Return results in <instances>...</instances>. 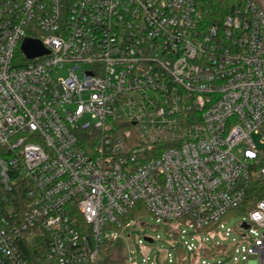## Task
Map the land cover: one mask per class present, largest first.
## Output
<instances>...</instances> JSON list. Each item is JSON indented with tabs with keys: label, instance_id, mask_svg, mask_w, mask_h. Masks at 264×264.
<instances>
[{
	"label": "built area",
	"instance_id": "1",
	"mask_svg": "<svg viewBox=\"0 0 264 264\" xmlns=\"http://www.w3.org/2000/svg\"><path fill=\"white\" fill-rule=\"evenodd\" d=\"M204 14L200 0H0V264H100L118 241L137 264L139 218L124 219L138 204L176 242L167 264H264V202L227 229L239 241L208 237L264 176V6ZM28 38L49 54L28 59Z\"/></svg>",
	"mask_w": 264,
	"mask_h": 264
},
{
	"label": "rangeland",
	"instance_id": "2",
	"mask_svg": "<svg viewBox=\"0 0 264 264\" xmlns=\"http://www.w3.org/2000/svg\"><path fill=\"white\" fill-rule=\"evenodd\" d=\"M260 2L264 3V0H259ZM73 66H71L72 68ZM67 67L64 71H62L58 76L59 77H66L68 76V69ZM88 69V65L86 64H81L80 67L77 69V74L78 76L83 79L84 74L82 71H85ZM256 142L258 146L262 149H264V144H262L261 137L255 136ZM261 161L264 162V155H260ZM244 218H247L246 214H242L241 211L239 212H232L228 214V216L224 220V228L219 229L217 231V236L216 237H211L208 236L210 241L213 243L214 240L216 242H224L228 241L232 242L233 240H240V237L233 231L231 233V236L228 240L224 238V235L227 232V229H232L238 225V223L242 222ZM185 229V228H183ZM127 235H131L132 240L130 241L131 243V250L134 251L135 257L137 264H141L143 260V252H148L150 251V259H151V264H167V255L169 253L174 254V246L176 245L175 240L173 239L172 235L164 228L163 226H160L156 222V220L151 216L149 213L143 214L139 217V224L136 225L135 227L132 228V230H128ZM146 236H151L155 238L154 243H150L146 241ZM138 238L142 239L144 241V247H141L137 240ZM123 242V241H122ZM125 244L127 254L129 255V249L127 246L126 242H123ZM197 244V243H196ZM216 262H222L224 264H233V258H227L226 256H219L215 259ZM211 263L212 261H208ZM128 264L129 259H128Z\"/></svg>",
	"mask_w": 264,
	"mask_h": 264
},
{
	"label": "trees",
	"instance_id": "3",
	"mask_svg": "<svg viewBox=\"0 0 264 264\" xmlns=\"http://www.w3.org/2000/svg\"><path fill=\"white\" fill-rule=\"evenodd\" d=\"M247 1L249 0H200V4L204 8V15L207 24L221 25L226 17L233 15L236 10L242 7ZM251 1L264 6V3L259 0ZM260 202H264V176H261L251 182L241 207L231 211L230 213L241 211L242 214H247ZM147 213L149 212L145 209L143 204H138L135 208L129 211L124 221L139 218L141 215ZM24 255L34 263V258L28 252H25ZM183 255H185V252L182 250L179 251L178 256L182 257ZM100 264H128V254L125 244L122 241L106 244L101 251ZM176 264L189 263L181 261Z\"/></svg>",
	"mask_w": 264,
	"mask_h": 264
},
{
	"label": "water",
	"instance_id": "4",
	"mask_svg": "<svg viewBox=\"0 0 264 264\" xmlns=\"http://www.w3.org/2000/svg\"><path fill=\"white\" fill-rule=\"evenodd\" d=\"M22 51L30 60L49 54V51L44 47V45L40 41L30 38L24 41ZM146 240L150 243L153 242L151 239Z\"/></svg>",
	"mask_w": 264,
	"mask_h": 264
}]
</instances>
